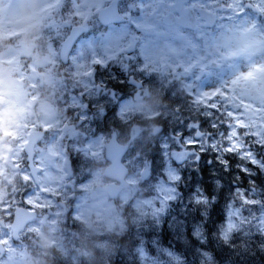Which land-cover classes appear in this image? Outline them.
Returning a JSON list of instances; mask_svg holds the SVG:
<instances>
[{
	"label": "rangeland",
	"instance_id": "374dc122",
	"mask_svg": "<svg viewBox=\"0 0 264 264\" xmlns=\"http://www.w3.org/2000/svg\"><path fill=\"white\" fill-rule=\"evenodd\" d=\"M110 1L39 0L41 6L36 9L25 34L33 36L31 41L21 43L8 61L15 66L14 69H5L0 62V104L7 96H15L17 99L11 102L12 106L22 103L23 111V116L14 119L7 127L0 117V221L10 218L15 205L44 213L48 209L53 211L47 225H42L39 220L28 226L17 243L8 239L9 231L4 233L7 254L0 259V264H29L45 245L49 252L45 257L48 264H106L116 252H119V264L126 259L128 264H181V254L168 246L167 240H162L158 230L173 216L171 207L176 200L178 182L167 179V170L173 167L180 175L179 166L184 165L190 156L173 165L164 148L166 138H171L173 133L168 135L163 133L162 127L153 125L157 117L159 122L166 123L169 114L180 116L176 112L178 108H168V95L177 89L193 97L195 105L192 110L195 113L193 116L188 114L187 120L192 117L193 122L201 126L202 117L210 127L221 117L219 129L210 127L207 133L213 136L216 131L227 133L225 123H230L240 130L234 137L236 143L244 150L250 147L258 161L254 165L247 161V157L241 159L242 168L247 169L245 172L249 175L252 166L264 168L260 164L264 155L263 160L259 157L264 154V148L260 147L258 151L254 146L264 143V62H259V58L251 64L234 61L225 57L215 45L217 36L235 24H251L264 30V0H118L125 22L102 28L94 22L95 11ZM248 2L257 7L259 13L247 9L245 4ZM222 5L232 6L233 11L225 13L226 18L219 20L212 29H204L201 23L197 32L163 24V18L169 12L180 16L189 9L204 7L216 11ZM59 10L65 12L62 17L51 14ZM78 23L86 27V35L77 43L63 74L58 75L53 69L60 70L61 44L70 28ZM187 46L191 53L185 51ZM119 52L126 58L133 54L132 61L136 60L141 71L144 69L152 74L153 79L148 74L135 77L133 74L139 71L133 69L124 81L126 85L119 83L122 88L115 87L118 84L115 82L108 89V81L99 73L115 78L107 73V64L118 59ZM97 60L102 63H95ZM213 62L217 64L215 69L209 67ZM13 70L19 74L17 77H13ZM250 70L253 71L250 78L232 83L241 73ZM169 79L176 80L170 91L157 86L165 81L168 85ZM133 82L141 86L133 85ZM39 85H43L48 93L45 99L36 97ZM55 87L60 92L59 108L49 96ZM216 89L220 90L215 100L220 110H213L214 114L210 116L206 113L211 108L208 100L212 97H203L202 94ZM78 91H83L84 97L90 101L91 109L86 110L87 119L83 122L78 119L83 112L81 97L72 93ZM29 100L35 104L38 101L35 113L34 104ZM120 102L125 105L121 120L126 123L116 115ZM228 111L233 114L230 120L227 115H222ZM33 113L38 121L33 118ZM105 116L114 124L112 130L117 132L120 142L130 146L124 158L125 165L131 170L130 188L116 201L105 193L92 201L90 194L95 192V186L107 183L103 175L108 166L104 146L111 131L106 133L100 126ZM131 120L135 126L129 123ZM37 124L47 131L44 141L36 148V163L42 170L39 185L31 179L24 153L28 135L38 128ZM172 124L175 120L169 118L167 126L170 128ZM201 131L205 132L202 128ZM183 132L189 133L185 137L194 135L187 129ZM149 134L157 145L155 155L145 160L143 147L144 142H149ZM175 150L181 149L177 146ZM46 154L55 158L54 164L44 160ZM145 171L147 174L143 177ZM20 177L31 183L30 191L4 189L2 183L15 184ZM217 186L221 185L214 182L211 186L214 193ZM236 190V187L230 188L232 194L224 223L226 233L232 229H228L227 224L230 222L235 227L247 212L234 201L241 200ZM240 192L243 194L242 189ZM194 196L196 203L200 202L197 197L204 196L200 186L194 189ZM247 197L246 204H251ZM161 208L164 210L160 211ZM124 210L129 215V225L133 227V233L129 235L124 234ZM261 212L260 209L256 222L262 229ZM200 232V225L195 226L193 235L202 240ZM122 236H126V241L119 243L117 239Z\"/></svg>",
	"mask_w": 264,
	"mask_h": 264
},
{
	"label": "trees",
	"instance_id": "16d2710c",
	"mask_svg": "<svg viewBox=\"0 0 264 264\" xmlns=\"http://www.w3.org/2000/svg\"><path fill=\"white\" fill-rule=\"evenodd\" d=\"M63 13L65 12L59 10L51 14L62 17ZM44 17L47 18L46 13ZM32 37L31 34L24 36L21 43L30 42ZM122 64L125 68L120 67L119 64L113 65V63L108 61V65L114 70L115 75L128 79L129 74H132V70L135 69L134 63L124 59ZM63 69L65 68L60 66V70H53L56 74L61 75L63 74ZM125 69L129 70L128 73ZM104 78L108 81L106 84L107 88L111 89L113 85L111 80ZM43 87V85H39L36 90V97L39 100L45 98L48 94ZM72 88L78 90L75 86H72ZM173 94L175 96L171 100V105L168 104V107L178 106L179 111L176 110V112L181 113V115L191 113L192 103L180 93L176 94L174 92ZM49 96L54 99L53 102L58 101L60 92H57V87ZM84 102L87 103L85 97ZM190 115L193 116L192 114ZM170 117L175 120V124H172L170 128H167V122H159L158 117L153 120V125L163 129L166 128L168 134L183 129L182 125H179V118L176 115L168 116V124ZM200 118L202 121L201 128L205 132H210L211 128L208 127L206 120L202 117ZM184 121L187 122V118H184ZM220 122L221 117L218 119L219 124ZM112 125V122H105V119L100 121V126L103 129ZM149 135V142H144L143 139L145 160L155 155L157 145V141L151 134ZM254 146L258 148V151L260 150L258 144H254ZM194 148L196 149L194 150ZM187 149L191 152L198 151L196 145L187 146ZM263 155L259 154V157L261 158ZM224 160L227 161V165L218 161V153L214 150H209L198 153V159L196 160L190 156L184 165L179 166L181 179L177 184L176 200L171 207L173 216L168 219V222L161 225L158 232L162 240L168 241V246L181 254V264H264V227L262 229L259 228V224L256 222V219H258L256 217L261 209L264 223V168L252 166L251 173L248 175L242 168L244 165L242 160L235 155L226 153ZM214 182L221 185L220 187H218L219 185L217 186L216 193L211 188V186H214ZM197 186L202 188L204 197H207V203L203 201L196 203V200H194L196 198L194 189ZM235 187L242 189L243 194L247 193L248 197H246L250 198L251 204H246L247 202L242 200H234L240 204L243 211L247 212L244 213L240 222L238 221L236 226L226 233L224 223L227 220V204L232 194L230 188ZM241 195L242 193L239 192L238 196L241 197ZM124 213L126 214L125 210ZM125 219L124 234H132L133 227L128 223V214L125 215ZM197 225H200L202 240L193 235L194 227ZM152 232L154 233L155 230ZM222 232L228 236L227 243L221 239ZM117 240H119V243H123L126 241V236H122ZM126 260L123 264H128ZM119 263H121L119 252H116L112 259L109 258L106 261V264Z\"/></svg>",
	"mask_w": 264,
	"mask_h": 264
},
{
	"label": "clouds",
	"instance_id": "9594fccd",
	"mask_svg": "<svg viewBox=\"0 0 264 264\" xmlns=\"http://www.w3.org/2000/svg\"><path fill=\"white\" fill-rule=\"evenodd\" d=\"M41 6L39 0H0V62L5 69L13 68L8 63L11 53L19 49L35 11ZM216 49L222 51L225 57L234 61H245L249 64L264 62V30L251 24H235L220 33L215 41ZM7 75V73H6ZM13 77L19 74L13 70ZM15 96H7L0 104V117L7 127L14 119L23 116L22 103L12 106ZM38 101L33 105L35 113ZM49 255L47 245L41 248L39 256H33L29 264H48L45 259Z\"/></svg>",
	"mask_w": 264,
	"mask_h": 264
},
{
	"label": "snow or ice",
	"instance_id": "6c2138e0",
	"mask_svg": "<svg viewBox=\"0 0 264 264\" xmlns=\"http://www.w3.org/2000/svg\"><path fill=\"white\" fill-rule=\"evenodd\" d=\"M95 63H102V61H95ZM253 75V71L250 70L248 73H241L239 76L236 77L235 80H233V84H236L238 81L242 79H248ZM220 93L219 89L214 90L213 92H204L202 95L203 97H212V99L208 100V104L211 106L210 110L207 115L212 116L213 110H220V105L215 103V100L218 98L217 94ZM81 106L83 108V112L78 116V119H81L82 122L87 119V116L85 114L87 110V104L84 102V97L81 96ZM124 101V100H123ZM125 111V105L124 103H119V111L116 113L117 117L122 123H126L125 121L121 120V114ZM179 111V109H177ZM222 115H227L228 119L230 120L232 118V112L228 111L226 113H222ZM178 123L182 125L183 128H186L190 133H194V135H189L185 137L182 131L177 130L173 133V136L171 138H166L167 143L164 145V148L166 150V155L169 160L172 161V164L175 165L177 161L183 162L185 158L191 156L194 160L198 159V153H203L205 151L214 150L216 153H218V161L221 164L227 165V161L224 160V155L226 153H234L236 154L240 159L244 160L246 157L248 158V162L252 164H257L258 161L254 155V153L251 151V148L249 147L248 150H244L240 144L236 143L234 137L238 136L240 133V130L238 128H234L230 123H225V127L228 128V132H215V136H213L211 133H207L204 131H201V126L199 123L193 122V118L189 117L188 121L185 122L184 120H178ZM210 127L213 129H219V124L216 123L214 120ZM205 137H208L207 140H205ZM216 137H219L217 139ZM191 145H198L196 152H191L187 149L186 146ZM234 145V146H233ZM179 146V149L181 150H175L176 147ZM261 148H264V143L258 144ZM261 166H264V162H260ZM247 171V169H244ZM167 179L173 183L178 182L181 179V176L178 174L175 168L169 167L167 170ZM236 192H240V189H237ZM241 200L244 202H248L246 199V194L241 195ZM198 201H203L204 203H207V197L199 196L197 197ZM164 209L161 208L160 211H163ZM232 215V212H229V216ZM234 225L232 223L227 224V228L231 229ZM221 239H223L226 243L228 242V236L226 233H221ZM3 241H0L2 243Z\"/></svg>",
	"mask_w": 264,
	"mask_h": 264
},
{
	"label": "water",
	"instance_id": "95a60500",
	"mask_svg": "<svg viewBox=\"0 0 264 264\" xmlns=\"http://www.w3.org/2000/svg\"><path fill=\"white\" fill-rule=\"evenodd\" d=\"M231 8L223 7L221 11L230 10ZM201 18L205 21L204 26L211 28L215 25L217 16L216 14L210 13L204 9L199 10ZM99 20L102 24L108 25L110 23H119L123 18L119 14L117 2L111 3L110 6L100 11L98 15ZM167 24L173 25L176 20L172 15L168 16L165 20ZM180 25L187 29H197L196 19L192 12L180 18ZM84 33V29L81 27H74L71 30L70 36L65 40L62 45L60 57L64 63H68L69 55L79 39V37ZM216 65L211 64L210 67L214 68ZM44 134L42 132H33L30 134L29 142L26 145L25 151L28 155L29 168L34 179L38 182V174L40 169L34 165L35 156V146L43 139ZM128 147L120 145L116 141V135L113 134L112 139L106 145V157L111 162V166L105 170V176L120 182V185L111 184L106 188L98 187V191H107L111 198L116 199L120 192L127 188L129 185L126 183V177L128 175V169L122 164V158L127 152ZM47 161L54 163L53 158H46ZM97 195L93 194L92 199H96ZM35 220V214L29 213L25 209H17L15 214L14 223L12 225V230L14 234V239H18L20 231L30 222ZM0 251L2 247L0 246Z\"/></svg>",
	"mask_w": 264,
	"mask_h": 264
},
{
	"label": "flooded vegetation",
	"instance_id": "af4514ba",
	"mask_svg": "<svg viewBox=\"0 0 264 264\" xmlns=\"http://www.w3.org/2000/svg\"><path fill=\"white\" fill-rule=\"evenodd\" d=\"M117 87H120V88H122V86L121 85H119V83L117 84ZM117 91H122V89H118ZM118 97H122L121 95H117ZM16 207V206H15ZM11 222H12V216L10 217V218H8L7 219V223H10L11 224ZM3 225H4V231H6V225H5V223L3 222Z\"/></svg>",
	"mask_w": 264,
	"mask_h": 264
}]
</instances>
